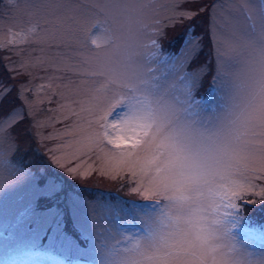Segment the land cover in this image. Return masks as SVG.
Instances as JSON below:
<instances>
[{
    "label": "snow or ice",
    "instance_id": "6c2138e0",
    "mask_svg": "<svg viewBox=\"0 0 264 264\" xmlns=\"http://www.w3.org/2000/svg\"><path fill=\"white\" fill-rule=\"evenodd\" d=\"M138 11L126 0H112L111 24L92 25L97 31L84 41L97 49L104 46L92 53L90 64L89 75L102 78L94 81L99 86L88 90V99L77 101L78 109L60 103L48 109L60 113L49 118L55 123L74 117L60 134L72 138L49 149L56 168L73 178L91 175L97 170L92 155L100 159L102 153L110 167L101 174L124 179L126 170L131 193H156L153 207L141 210L146 219L140 233H124L117 244L105 246L101 264H264V254L254 257L234 236L245 219L242 205L257 203L247 197L264 198V184L253 182L264 181V23L259 35L253 23L251 31L234 37L230 47L241 57L238 71H224L225 53L218 46L214 67L209 61L165 87L151 67L159 54L155 37L162 29L153 26V33H145L149 43H140L129 23ZM174 13L169 20L196 16L178 5ZM194 31L189 29L193 38L186 45L194 42ZM205 72L212 84L197 96ZM25 103L31 111L33 103L26 97ZM17 122L14 111L0 118V134ZM40 178L44 187L38 190L45 199L63 191L57 177L41 172ZM68 208L75 219L71 195ZM46 212L59 230L64 210L54 205Z\"/></svg>",
    "mask_w": 264,
    "mask_h": 264
},
{
    "label": "rangeland",
    "instance_id": "374dc122",
    "mask_svg": "<svg viewBox=\"0 0 264 264\" xmlns=\"http://www.w3.org/2000/svg\"><path fill=\"white\" fill-rule=\"evenodd\" d=\"M126 2L139 9L129 23L140 43H149L147 34L155 31L153 26L162 29L161 34L155 37L159 54L151 61V67L159 78L158 82L165 87L177 83L185 71L192 73L209 61L214 67L218 46L225 53L224 71L228 74L238 71L241 57L230 47L234 37L251 31L253 23L256 35H259L261 24L264 23V4L261 0ZM177 5L180 9L196 13L195 25L188 27L185 32L188 33L194 26L198 32L194 34L192 44H185L186 39L193 38L186 35L174 48H165L162 42L165 36L174 33L187 21L169 20V17L174 16ZM111 6L112 0H17L14 5L8 4L7 0H0V97L7 93L6 99L0 102L5 112L0 118L14 111L15 120L18 121L14 126L5 127L0 134V264L40 245L38 248L49 250L61 259L86 257L92 262L90 264H101V251L105 246L117 244L123 239L124 233H140L146 216L141 211H135V206L127 208L106 199L83 197L86 194L81 191L74 192L76 188L71 187L73 183L113 187L147 203L157 198L156 193L151 191L145 192L143 197L131 193L126 170L121 173L124 179L119 176L112 179L110 172L108 175L101 174L110 167L102 153L100 159L96 158V153L92 155L96 171L84 177L77 175L76 178L56 168L49 156V149H57L63 140L72 138L60 134L74 117L63 123H55L49 118L60 113L49 112L48 109H56L58 103L78 109L77 101L88 99V90L99 86L94 81L102 79L89 75V72L90 64L94 63L92 53L102 51L104 46L97 49L91 41L87 45L84 41L88 33L97 31L92 25L105 20L111 24L108 16ZM33 27L35 31L30 32L29 29ZM206 74L200 76L199 80ZM8 96L14 101L10 102ZM25 97L34 105L31 111L25 103ZM49 98L53 101L51 104L48 103ZM50 136L53 138L49 139ZM17 148L27 152L24 160L19 159V163L24 166L22 168L11 160V154ZM37 149L48 159L47 164L42 163L38 167V179L35 170L43 159L37 154ZM41 172L53 175L63 183V191L55 199L63 197V205L59 204L63 207L64 219L71 223L78 235H82L81 239L86 242L84 247L78 240L76 243L66 235L62 226L59 230L55 229L53 217L46 212L50 208L49 202L54 199H45L38 190L44 187ZM253 182L264 184V181L259 180ZM143 185H147L146 179ZM69 195L75 200V219L68 208ZM159 198L163 200V197ZM247 199L257 201L248 205L264 207V198L249 196ZM150 207H153L152 203L143 205L142 209ZM242 215L245 218V214ZM261 223L263 229L252 235L241 231L243 222L234 231L237 243L253 253L254 257L264 254V221L261 220ZM121 226L132 230L121 229ZM41 261L56 264L38 257L27 259L22 264H41Z\"/></svg>",
    "mask_w": 264,
    "mask_h": 264
},
{
    "label": "trees",
    "instance_id": "16d2710c",
    "mask_svg": "<svg viewBox=\"0 0 264 264\" xmlns=\"http://www.w3.org/2000/svg\"><path fill=\"white\" fill-rule=\"evenodd\" d=\"M189 20H187L186 22H184V25H182L181 27H179L176 31H174V33H172V34H170V35H168V36H171V35H173V34H181V32H182V34L187 30V28L190 26V25H193V23H187ZM187 23V24H186ZM196 32H198V30L196 29L195 31H194V34L196 33ZM200 33V32H199ZM167 36V37H168ZM206 45H207V43H205ZM208 54H210V52H208ZM10 83H13V81L12 80H10ZM8 98H9V101L11 102V101H14L13 100V98L11 97V96H8ZM263 204H264V202H263ZM251 208H254V207H252V206H248L247 208H244V210H245V212H248V211H251V212H248V213H245L246 215H247V218L249 219V220H251V219H253L255 216H256V214H258L259 213V211L256 209V208H254V210L253 209H251ZM251 209V210H250ZM65 230L67 231V232H69L70 233V229H69V225H68V223H65Z\"/></svg>",
    "mask_w": 264,
    "mask_h": 264
}]
</instances>
